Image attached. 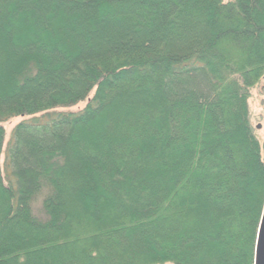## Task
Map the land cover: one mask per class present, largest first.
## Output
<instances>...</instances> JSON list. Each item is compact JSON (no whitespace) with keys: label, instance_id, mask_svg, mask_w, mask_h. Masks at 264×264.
Segmentation results:
<instances>
[{"label":"trees","instance_id":"obj_1","mask_svg":"<svg viewBox=\"0 0 264 264\" xmlns=\"http://www.w3.org/2000/svg\"><path fill=\"white\" fill-rule=\"evenodd\" d=\"M262 79L264 0H0V264H254Z\"/></svg>","mask_w":264,"mask_h":264},{"label":"rangeland","instance_id":"obj_2","mask_svg":"<svg viewBox=\"0 0 264 264\" xmlns=\"http://www.w3.org/2000/svg\"><path fill=\"white\" fill-rule=\"evenodd\" d=\"M94 90L92 89L88 97L84 100H80L73 105H68L65 107H59L60 110H69V111H78L81 110L93 94ZM248 105L251 113V123L254 127L261 125L260 129H257L256 135L260 142H262L264 137V79H262L258 84L250 90V97L248 98ZM25 116H13L6 121L1 122L0 124L4 130V138L2 149L0 152V170L4 178H7L9 175V169L6 162V148L10 142L11 132L13 127L21 120L25 119ZM80 166V160L76 157V160L70 162V170H73V166ZM72 167V168H71Z\"/></svg>","mask_w":264,"mask_h":264},{"label":"water","instance_id":"obj_3","mask_svg":"<svg viewBox=\"0 0 264 264\" xmlns=\"http://www.w3.org/2000/svg\"><path fill=\"white\" fill-rule=\"evenodd\" d=\"M254 264H264V206L260 218L255 250Z\"/></svg>","mask_w":264,"mask_h":264}]
</instances>
